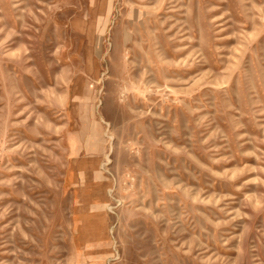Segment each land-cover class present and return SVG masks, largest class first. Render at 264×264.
<instances>
[{"label": "rangeland", "instance_id": "1", "mask_svg": "<svg viewBox=\"0 0 264 264\" xmlns=\"http://www.w3.org/2000/svg\"><path fill=\"white\" fill-rule=\"evenodd\" d=\"M0 264H264V0H0Z\"/></svg>", "mask_w": 264, "mask_h": 264}]
</instances>
